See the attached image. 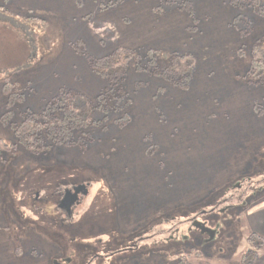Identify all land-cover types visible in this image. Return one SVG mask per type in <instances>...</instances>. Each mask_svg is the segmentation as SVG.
I'll return each mask as SVG.
<instances>
[{
  "label": "rangeland",
  "instance_id": "obj_1",
  "mask_svg": "<svg viewBox=\"0 0 264 264\" xmlns=\"http://www.w3.org/2000/svg\"><path fill=\"white\" fill-rule=\"evenodd\" d=\"M108 1L0 0V139L11 147L0 153V264H54L70 252L68 264H243L254 253L264 264V82L249 74L255 48L264 52V8L252 0H188L196 21L178 10L191 24L169 28L165 49L195 55L189 89L130 70L129 121L94 109L98 123L72 146L12 147L10 125L25 112L61 91L94 102L109 85L93 63L132 35L113 26L126 9L101 10ZM145 1L169 14L183 0ZM155 9L158 23L166 13ZM8 78L21 95L12 105ZM85 181L68 219L58 194Z\"/></svg>",
  "mask_w": 264,
  "mask_h": 264
},
{
  "label": "trees",
  "instance_id": "obj_2",
  "mask_svg": "<svg viewBox=\"0 0 264 264\" xmlns=\"http://www.w3.org/2000/svg\"><path fill=\"white\" fill-rule=\"evenodd\" d=\"M126 1L129 0L108 1L103 3L101 10H111L114 7L123 5ZM131 1L141 2L143 0ZM252 1L264 8V1ZM173 3H176V1ZM177 7L180 11L186 12L194 21L197 20L190 1L178 2ZM154 12L159 15L166 11L160 6ZM261 14H264V9ZM258 51L257 46L249 74L257 80L256 83H262L264 82V52L259 54ZM196 68L195 55L188 51L181 52L177 48L161 50L151 48L147 50L142 48L132 49L130 47L115 48L112 52L104 55L102 59L93 63L92 69L94 72L101 78H106L109 82L103 93L98 95L96 101L90 102L83 93L59 92L42 110L38 112L27 111L22 114L20 121L11 123L10 127L17 143L12 147L21 145L31 153L38 154L60 145L72 146L78 143L76 138L77 136L80 138V132H83L78 130L98 123V121H93L94 109H101L105 113L123 110L124 122L129 121L130 114L128 111L134 105L133 96L126 85L127 74L130 70L151 72L178 89L185 91L191 85ZM3 84L4 92L14 97L8 103V105H12L14 100L21 98L18 89L15 93H12L18 84L9 78ZM7 114H12V112ZM10 148L3 139H0V153ZM189 164L188 160V167ZM186 175H188V172L184 171L179 174V177L183 178ZM187 180L193 182L191 176ZM242 259L243 264H254L259 260L257 253L244 256ZM177 262L178 264H191L184 256Z\"/></svg>",
  "mask_w": 264,
  "mask_h": 264
},
{
  "label": "crops",
  "instance_id": "obj_3",
  "mask_svg": "<svg viewBox=\"0 0 264 264\" xmlns=\"http://www.w3.org/2000/svg\"><path fill=\"white\" fill-rule=\"evenodd\" d=\"M145 2L147 1L143 0L141 2H137L129 0L123 5L114 7L112 9L114 11H118L121 8L126 10L116 16V25L113 26H116V30H121L119 33L122 35L125 34V32L132 35L129 42H125V47L127 46L132 49H137L145 46L146 49H165L169 46V40H167L169 38V28L179 30V35L182 33L181 31L191 24V19L187 17L185 13L180 12L178 11L179 9L175 8L169 14L165 12L166 14L160 15L158 19H161L158 23H156L154 22L155 20H153L155 19V15L153 16L155 6L153 5V7H148L147 9L145 7H141L146 4ZM3 13L5 12H3L0 8V16L6 20ZM162 17H164V20ZM258 263L259 261L255 264Z\"/></svg>",
  "mask_w": 264,
  "mask_h": 264
},
{
  "label": "flooded vegetation",
  "instance_id": "obj_4",
  "mask_svg": "<svg viewBox=\"0 0 264 264\" xmlns=\"http://www.w3.org/2000/svg\"><path fill=\"white\" fill-rule=\"evenodd\" d=\"M80 185H87L88 187V193L86 196L83 195V192H81L79 195H78V200L76 202H74L73 205H71L70 207L68 206V203L70 201H66L67 199V196L70 197L72 194H74V188L76 186H80ZM92 185L90 184L89 181H85V182H81L79 184H74V186H70L68 188H64L63 190L60 191V193L58 194V198H59V201H58V205H57V209L58 211H60L61 213H64V215L68 218V219H72V217L75 215V212L76 210L78 209L79 206H81L83 204V202L85 201V199L87 198L88 194H89V188L91 187ZM233 197V196H232ZM73 199H71L72 201ZM196 220V219H194ZM195 225V224H194ZM196 225H199V224H196ZM202 226V225H201ZM200 230H202V232L204 231V233H206V231L208 230L207 226L203 225L202 228H200ZM74 255H75V252H70L67 255L65 256H62V257H58L56 258L55 260H53L54 264H68L69 262H72V258H74ZM96 255V258L94 259H100V258H104L105 256H103L102 254L98 255V254H95ZM72 257V258H70ZM109 257V256H107Z\"/></svg>",
  "mask_w": 264,
  "mask_h": 264
},
{
  "label": "water",
  "instance_id": "obj_5",
  "mask_svg": "<svg viewBox=\"0 0 264 264\" xmlns=\"http://www.w3.org/2000/svg\"><path fill=\"white\" fill-rule=\"evenodd\" d=\"M81 192H83V195H84V196L87 195V193H88V187H87V185L76 186V187L74 188V194H72L70 197L67 196V199H66L65 202L70 201V202L68 203V206H69V207H70L71 205H73L74 202H76V201L78 200V198H79L78 195H79ZM71 199H73V200L71 201ZM193 220H194V219H193ZM194 226H197V227H199V228H202L201 225H194ZM206 233L209 235L210 240H214V239H215V232H213L212 230L208 229V230L206 231Z\"/></svg>",
  "mask_w": 264,
  "mask_h": 264
}]
</instances>
